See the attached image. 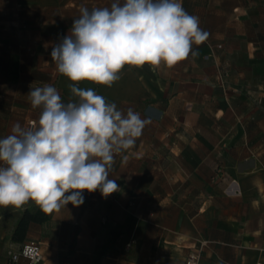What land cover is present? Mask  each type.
Returning a JSON list of instances; mask_svg holds the SVG:
<instances>
[{
    "label": "crops",
    "instance_id": "1",
    "mask_svg": "<svg viewBox=\"0 0 264 264\" xmlns=\"http://www.w3.org/2000/svg\"><path fill=\"white\" fill-rule=\"evenodd\" d=\"M113 0H0V138L38 121L30 87L51 84L64 102L69 81L51 60L80 8ZM207 33L197 55L173 67L125 66L111 87L81 82L149 119L110 172L119 190L84 191L25 241L42 264H180L205 242L200 264H264V0H182ZM222 44V47H218ZM21 208L0 207V264L18 248Z\"/></svg>",
    "mask_w": 264,
    "mask_h": 264
},
{
    "label": "clouds",
    "instance_id": "2",
    "mask_svg": "<svg viewBox=\"0 0 264 264\" xmlns=\"http://www.w3.org/2000/svg\"><path fill=\"white\" fill-rule=\"evenodd\" d=\"M182 0H113L110 7L80 8L69 33L52 47L57 72L71 83L75 99L64 102L51 84L30 87L37 122H16L0 138V207L29 202L51 214L69 203H84L82 193L105 197L119 190L110 179L114 156L134 146L149 119L82 88L81 82L111 87L125 66L173 67L201 44L207 33Z\"/></svg>",
    "mask_w": 264,
    "mask_h": 264
},
{
    "label": "built area",
    "instance_id": "3",
    "mask_svg": "<svg viewBox=\"0 0 264 264\" xmlns=\"http://www.w3.org/2000/svg\"><path fill=\"white\" fill-rule=\"evenodd\" d=\"M218 47H222V44H218ZM34 122H37L35 119H30L27 122L26 127L32 125ZM205 242H202L198 247H196L184 261L180 264H200L201 254ZM7 264H42L44 260V253L41 247L40 242L36 240L25 241L18 248H8L7 249ZM152 264H172L164 263L160 258H156ZM257 264H261L258 262Z\"/></svg>",
    "mask_w": 264,
    "mask_h": 264
},
{
    "label": "trees",
    "instance_id": "4",
    "mask_svg": "<svg viewBox=\"0 0 264 264\" xmlns=\"http://www.w3.org/2000/svg\"><path fill=\"white\" fill-rule=\"evenodd\" d=\"M50 218L51 214L44 213L39 206L35 210L25 209L13 230L12 241L22 245L25 242L29 227L32 223H43Z\"/></svg>",
    "mask_w": 264,
    "mask_h": 264
}]
</instances>
